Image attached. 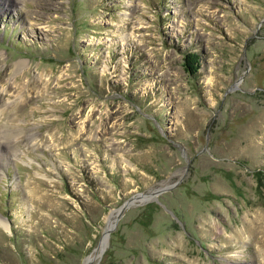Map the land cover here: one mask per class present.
I'll use <instances>...</instances> for the list:
<instances>
[{"label":"rangeland","instance_id":"obj_1","mask_svg":"<svg viewBox=\"0 0 264 264\" xmlns=\"http://www.w3.org/2000/svg\"><path fill=\"white\" fill-rule=\"evenodd\" d=\"M0 218V264H264V0H0Z\"/></svg>","mask_w":264,"mask_h":264},{"label":"water","instance_id":"obj_2","mask_svg":"<svg viewBox=\"0 0 264 264\" xmlns=\"http://www.w3.org/2000/svg\"><path fill=\"white\" fill-rule=\"evenodd\" d=\"M158 191H160V190L153 191V192H151V193H149V194H138V195H136V197H135V196L132 197L131 199H129V200H127V201H125V202L123 203V205H122L121 208H120V211L123 210L124 208H127L128 206L132 205V204L135 202V200H136L137 198H145V197H149V196H152V195L156 194ZM108 233H109L108 230H106V232L104 233V236H103V238H102V240H104V242L106 241V237H107ZM100 243H101V242H100ZM104 246H105V243H103V245L101 246V248H100V245H99L98 252H96V253L92 256V259H90V260H88V261H85L84 264H90V263L92 262V260H94L96 257L100 256V254L102 253V251H103V249H104ZM86 260H87V259H86Z\"/></svg>","mask_w":264,"mask_h":264},{"label":"trees","instance_id":"obj_3","mask_svg":"<svg viewBox=\"0 0 264 264\" xmlns=\"http://www.w3.org/2000/svg\"><path fill=\"white\" fill-rule=\"evenodd\" d=\"M197 57V55L195 54H191L188 53L185 57H184V67L185 70L189 73V74H195L197 72L198 69V60L196 61L195 58Z\"/></svg>","mask_w":264,"mask_h":264},{"label":"bare ground","instance_id":"obj_4","mask_svg":"<svg viewBox=\"0 0 264 264\" xmlns=\"http://www.w3.org/2000/svg\"><path fill=\"white\" fill-rule=\"evenodd\" d=\"M23 64H24L23 62H22V63H18V65H17V69H18V68H21V67L23 66ZM23 67H24V66H23ZM17 89H18V88H17ZM16 91H17V90H16ZM0 224L6 226L5 224H3L1 218H0Z\"/></svg>","mask_w":264,"mask_h":264}]
</instances>
